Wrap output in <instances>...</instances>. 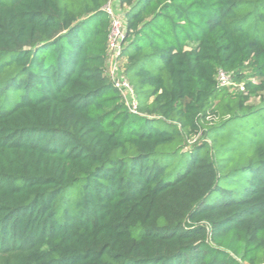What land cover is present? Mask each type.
<instances>
[{"label": "trees", "instance_id": "trees-1", "mask_svg": "<svg viewBox=\"0 0 264 264\" xmlns=\"http://www.w3.org/2000/svg\"><path fill=\"white\" fill-rule=\"evenodd\" d=\"M106 3L0 0V261L264 264V0H120L139 114Z\"/></svg>", "mask_w": 264, "mask_h": 264}, {"label": "built area", "instance_id": "built-area-1", "mask_svg": "<svg viewBox=\"0 0 264 264\" xmlns=\"http://www.w3.org/2000/svg\"><path fill=\"white\" fill-rule=\"evenodd\" d=\"M105 9L111 17L107 73L111 78L114 87L120 91L128 110L131 113L139 114V101L132 84L126 76L119 75L120 70H122V50L127 32L125 10L122 8L120 0H107ZM216 79L220 85L230 86L231 89L245 90L243 83L235 82L233 80L231 72L219 69Z\"/></svg>", "mask_w": 264, "mask_h": 264}, {"label": "rangeland", "instance_id": "rangeland-1", "mask_svg": "<svg viewBox=\"0 0 264 264\" xmlns=\"http://www.w3.org/2000/svg\"><path fill=\"white\" fill-rule=\"evenodd\" d=\"M243 70L246 72L247 76H251V68H250V65H245L244 68H243ZM119 75H120V76H123V75H124V74H123V70H120V74H119ZM117 76H118V75H117ZM124 76H125V75H124ZM110 79H111V78H110ZM232 90H233V89H232ZM233 91H234V90H233ZM258 99H259V98H257V97H256V99L253 98V99L251 100V103L253 104L254 102L258 101ZM193 141H195V140H192V141L189 142V144H188V148L191 147ZM10 262H11V258H3V259H1L0 264H10Z\"/></svg>", "mask_w": 264, "mask_h": 264}]
</instances>
